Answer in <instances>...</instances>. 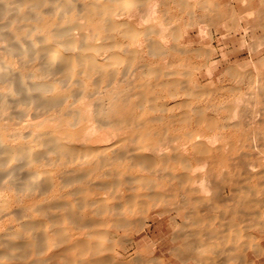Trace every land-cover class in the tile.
<instances>
[{
  "label": "bare ground",
  "instance_id": "obj_1",
  "mask_svg": "<svg viewBox=\"0 0 264 264\" xmlns=\"http://www.w3.org/2000/svg\"><path fill=\"white\" fill-rule=\"evenodd\" d=\"M260 48L264 0H0V264H258Z\"/></svg>",
  "mask_w": 264,
  "mask_h": 264
},
{
  "label": "rangeland",
  "instance_id": "obj_2",
  "mask_svg": "<svg viewBox=\"0 0 264 264\" xmlns=\"http://www.w3.org/2000/svg\"><path fill=\"white\" fill-rule=\"evenodd\" d=\"M259 31H260V30L258 29V31H257V33H256L257 36L261 34V32H259ZM261 47H262V46H261ZM244 51H245V52H244ZM244 51H242V53L238 55V57H237V58H238V59H237L238 62H245V61H247V59H248L247 57H249V56H248L249 54H248L247 50H244ZM259 51H260V54H261V55L259 54V59H261V57L264 56V50H263L262 48H260ZM244 55H245V56H244ZM243 56H244V57H243ZM240 58H241V59H240ZM246 58H247V59H246ZM239 59H240V60H239ZM262 261H263V262H262ZM263 263H264V258H261V261H259L258 264H263Z\"/></svg>",
  "mask_w": 264,
  "mask_h": 264
}]
</instances>
